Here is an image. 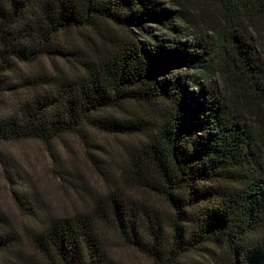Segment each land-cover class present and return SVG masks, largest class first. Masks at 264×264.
Masks as SVG:
<instances>
[{
  "label": "trees",
  "instance_id": "1",
  "mask_svg": "<svg viewBox=\"0 0 264 264\" xmlns=\"http://www.w3.org/2000/svg\"><path fill=\"white\" fill-rule=\"evenodd\" d=\"M170 2L0 0V143L87 129L139 139L121 183L73 216L9 177L43 264H115L107 226L152 264H264V0ZM46 59L67 71L15 74ZM22 246L0 213L3 264H26Z\"/></svg>",
  "mask_w": 264,
  "mask_h": 264
},
{
  "label": "rangeland",
  "instance_id": "2",
  "mask_svg": "<svg viewBox=\"0 0 264 264\" xmlns=\"http://www.w3.org/2000/svg\"><path fill=\"white\" fill-rule=\"evenodd\" d=\"M164 10H176L170 0H153ZM213 12V7H206ZM175 27L183 29L180 39L192 44L197 32L184 30L180 20L172 21ZM151 34L161 38H172L163 27L148 23ZM62 62L41 60L31 65L20 66L15 74L21 77H38L67 71ZM188 75L195 69L177 70ZM85 137L77 134L66 135L49 144L36 141L0 143V213L18 231L22 238L26 264H43L30 243L29 231L35 227L33 221L24 216L17 207L12 190L19 184L35 191L48 209L60 216H73L78 211L93 206V199L106 194L115 181H121L122 168L128 159V150L139 142L136 137L117 136L86 130ZM121 183V182H120ZM128 193L148 200L163 213L168 214L166 203L156 196L142 192L123 181ZM103 234L109 255L115 264H152L150 260L130 248L120 239L112 227H104ZM5 257L0 255V264Z\"/></svg>",
  "mask_w": 264,
  "mask_h": 264
}]
</instances>
